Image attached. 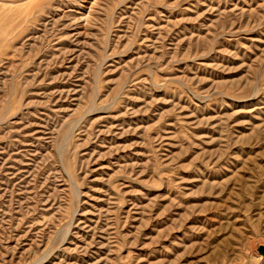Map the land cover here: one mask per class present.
<instances>
[{"label":"rangeland","instance_id":"obj_1","mask_svg":"<svg viewBox=\"0 0 264 264\" xmlns=\"http://www.w3.org/2000/svg\"><path fill=\"white\" fill-rule=\"evenodd\" d=\"M261 245L264 0H0V264Z\"/></svg>","mask_w":264,"mask_h":264},{"label":"bare ground","instance_id":"obj_2","mask_svg":"<svg viewBox=\"0 0 264 264\" xmlns=\"http://www.w3.org/2000/svg\"><path fill=\"white\" fill-rule=\"evenodd\" d=\"M262 246V245H261ZM260 247V246H259ZM260 253H262L261 251H260ZM263 254V253H262ZM264 255V254H263ZM260 258V257H259ZM256 264H264V258H262V259H257V262H256Z\"/></svg>","mask_w":264,"mask_h":264},{"label":"water","instance_id":"obj_3","mask_svg":"<svg viewBox=\"0 0 264 264\" xmlns=\"http://www.w3.org/2000/svg\"><path fill=\"white\" fill-rule=\"evenodd\" d=\"M259 251H261L264 254V245L259 247Z\"/></svg>","mask_w":264,"mask_h":264}]
</instances>
